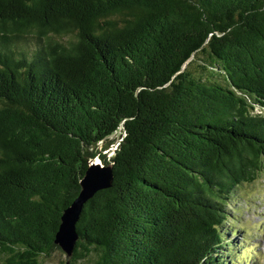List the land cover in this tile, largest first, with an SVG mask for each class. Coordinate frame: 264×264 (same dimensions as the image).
<instances>
[{"label": "trees", "instance_id": "trees-1", "mask_svg": "<svg viewBox=\"0 0 264 264\" xmlns=\"http://www.w3.org/2000/svg\"><path fill=\"white\" fill-rule=\"evenodd\" d=\"M97 157L113 184L62 264H239L224 223L264 172V0H0V264L61 251Z\"/></svg>", "mask_w": 264, "mask_h": 264}, {"label": "rangeland", "instance_id": "rangeland-1", "mask_svg": "<svg viewBox=\"0 0 264 264\" xmlns=\"http://www.w3.org/2000/svg\"><path fill=\"white\" fill-rule=\"evenodd\" d=\"M121 136L122 131L119 130L109 138L113 144L102 151L107 159L113 155ZM102 145L98 144L99 149ZM94 160L101 162L98 157ZM227 210L229 217L224 223L225 238L233 241V250L240 248L239 264H264V172L256 182L244 184L236 190L234 198L227 204ZM67 259L62 250L56 251L44 259L43 264H62Z\"/></svg>", "mask_w": 264, "mask_h": 264}, {"label": "water", "instance_id": "water-1", "mask_svg": "<svg viewBox=\"0 0 264 264\" xmlns=\"http://www.w3.org/2000/svg\"><path fill=\"white\" fill-rule=\"evenodd\" d=\"M113 176L111 165H103L95 160L88 162L85 175L80 181L81 190L72 204L63 211L59 228L55 234L54 243L67 257H71L74 252L78 239L76 224L84 205L98 191L110 188L113 184Z\"/></svg>", "mask_w": 264, "mask_h": 264}, {"label": "bare ground", "instance_id": "bare-ground-1", "mask_svg": "<svg viewBox=\"0 0 264 264\" xmlns=\"http://www.w3.org/2000/svg\"><path fill=\"white\" fill-rule=\"evenodd\" d=\"M97 161H99V160H97Z\"/></svg>", "mask_w": 264, "mask_h": 264}]
</instances>
